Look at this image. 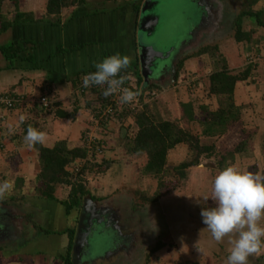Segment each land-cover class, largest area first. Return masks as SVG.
Masks as SVG:
<instances>
[{
    "label": "crops",
    "instance_id": "0c3cea01",
    "mask_svg": "<svg viewBox=\"0 0 264 264\" xmlns=\"http://www.w3.org/2000/svg\"><path fill=\"white\" fill-rule=\"evenodd\" d=\"M44 1L42 0L41 8L30 5L29 8L24 9L19 5V0L17 11L31 14L32 20L13 24L0 33V47L8 44L23 47L19 54L20 58H16L12 64L0 53V92L14 89L13 93L26 95L34 101L41 95L43 87V90L45 88L51 90L52 98L55 96L53 105H61L67 112L73 110L74 101L78 104L83 101L84 103L79 106L72 120L51 119L52 121H49V117H46L43 123L39 122L41 119L38 121L40 126H37V129L47 133V142L44 146L53 147L57 141H65L68 147H73L78 144L80 132L85 127L78 124L77 117L81 114L84 117L85 114H89V110L84 107L85 101L95 100L97 102L95 96L91 95L88 90L82 92L78 88L84 73L89 72V69L96 70L95 63L116 53L130 57V69L139 73L138 65H133L138 61L137 13L139 11L134 9V5L139 4V1L124 0L120 5L105 7V4L110 1L85 0L84 4L63 9L58 25L42 17ZM249 3V7L255 10H247L245 15L248 17V22L252 25L256 24L253 28L262 34L258 35L256 40L263 41L260 45L262 48H260L261 52H264V27L258 26L259 22L264 24V0H249ZM12 6L13 12L4 11L3 13L6 17L8 14L11 15L7 18L8 20H12L16 12L14 5ZM253 16L256 19L255 23L251 21ZM18 29L20 32L17 31ZM249 30L246 29V31ZM250 44L255 45L253 38ZM250 44H247L248 47ZM255 50L258 51V49ZM173 51L170 50L168 58L170 55L173 56L174 53L171 54ZM251 52L249 47L247 53ZM178 71H180L179 68ZM140 84L142 85V82ZM131 87L134 88V81H131ZM20 115V110L0 109V181L9 180L12 173L14 176L20 175V177L26 176L29 180L34 179V182L30 181V187L21 185L17 192L12 191L5 199L0 200V256L2 260H14V256H18V261H22L24 256L26 258L32 254V258L48 257L51 262V259L55 258L52 256H59L62 259L67 253L68 237L63 232L68 228H74L72 218L76 213L73 210L66 215L62 205L58 203L67 198L69 189H66V184L54 186V199H45L39 195L37 152L34 148H27L23 139H17V141L11 139L13 134L20 132V130L16 132L20 126ZM58 120L62 122L59 125ZM88 121L89 115L86 123ZM48 122L55 126L53 133L44 129V125ZM10 128H14V131H10ZM202 188H199L198 192L195 188L193 189V198L203 195L204 187ZM132 194L129 192L115 195V197H121V200L128 202L132 200ZM133 199L139 201V204H134L136 207H144L143 204L150 206L157 204V208L160 207L163 211L164 202L159 201L160 199L155 202H148L146 198L135 196ZM188 201H190L189 198ZM202 206L205 208L204 205ZM174 209L172 207L171 212ZM175 213H177L176 209L173 214ZM187 213L194 226L189 229L190 237L198 233V230L204 232L198 235L202 248L204 247L203 251L186 252L187 250L182 248L178 250V246L171 243L172 245L167 246H170L172 250L167 253L171 255L174 252L177 256L175 262H180V264H208L210 262L213 264L218 260L217 258L225 261L229 254L228 249L231 247L228 237H225L221 243L215 242L211 233H208L206 225L202 224L200 213L198 215L190 211ZM160 214L165 215L163 212ZM179 217H182L181 214ZM181 219L186 223L184 218ZM163 228L166 231L167 226ZM186 233L187 231L183 232V234ZM199 239L194 238L190 242L193 243ZM31 247L35 250L28 253V248ZM259 260L261 264H264V255L259 258L249 257V264H258Z\"/></svg>",
    "mask_w": 264,
    "mask_h": 264
},
{
    "label": "rangeland",
    "instance_id": "374dc122",
    "mask_svg": "<svg viewBox=\"0 0 264 264\" xmlns=\"http://www.w3.org/2000/svg\"><path fill=\"white\" fill-rule=\"evenodd\" d=\"M108 1L110 2L106 3L105 7L120 5L124 0ZM215 2L220 8L218 10L216 7L214 16L210 15L209 20H205V22L202 24L203 29L198 32V35L196 36L197 38L194 39V45L183 54L179 53L178 55L174 53L171 57L172 60L170 58L169 60L165 59L167 60L168 66H170L171 62L173 67L175 65L177 66L178 62H182L181 69L178 72V78L175 79L174 77L171 79L169 77V82H166L167 85H165L164 88H156L154 90L148 91L147 93L148 98L146 104H151L150 108L154 113L157 114V119L162 117L164 112H169L170 114L166 115L170 118L179 117L181 113L180 104L187 101H194L196 108H198V104H202L206 106L209 111H215L217 109V102L214 96L209 94L207 90L209 85L207 78L209 74L220 68L221 59H224L226 68L228 70H231L233 73H237L244 69L249 61L253 59L252 57H256L258 54H261L262 56L264 55V52H261L262 47L260 46L262 45L263 41L256 40L262 34H259V31L253 28L256 24L252 25V23L248 22V17H246V15H244L242 21V30L246 31V29H254L255 33H253L252 38L255 45L250 44L249 46L252 52L247 53L249 47L245 42L242 41L238 43L234 39L235 27L231 21L233 20V17H236L235 15L238 16L242 12L245 13L247 10H255L253 7H249V0H215ZM42 4V0H20L19 5L22 8L27 9L30 5H35L36 8H41ZM177 6L175 9H178L179 12H177L180 14L178 16L174 14L173 21L165 18L161 28L158 30V34L155 33L153 38L151 35L147 34L146 31L144 33H139L142 35L140 36L138 34L139 42L141 44L149 45V47H153L154 51H156L161 47L160 43L162 41H168L169 45L170 41H176L175 39H171L172 34L175 33L176 30L180 29L187 31L188 24H185L184 26L182 22L184 21V23H186L189 18H192V20L188 22L193 23V21L197 19V11L199 6L194 4L193 0H179ZM12 8L13 6L9 2H5L3 7L4 11L11 12ZM153 9H155V7H153ZM219 12L221 14L220 20V15L218 16ZM10 16L11 15L8 14L7 18H10ZM255 20V16H253L251 21L255 23ZM215 21L218 24L217 27L214 25ZM205 27L206 29H204ZM17 31L20 32V29ZM245 45L246 48L244 49ZM202 49L208 50L205 53H199V51ZM255 49H258V51ZM253 61L256 64L251 70V75L244 83H236L233 93L234 103L238 105L240 119L244 123V126L242 127H244L247 133L241 132L237 123L235 122L234 126L232 125L225 134L218 135L216 137V149L219 150L222 155H226L227 152L233 151L232 157H226L225 165L222 169H220V166L217 165V159H219L218 157H210L207 159H203L202 157L200 163L197 166L188 170V180L185 184H183L182 187H180L181 189L160 198L159 201H162V203L164 202V204H162L163 211H161L162 209L160 207L157 208V204L153 206L145 204L147 206L145 207L146 210L141 211L138 209V207L131 205L133 212L136 211L133 209L138 210V213H134H137L142 222L146 220V215L151 213V217H149L151 221L150 219L147 220V224L150 227L147 242L144 243L142 248H139L140 251L131 260H128V258L118 259L117 256H114V260L112 259L113 261L105 260L103 264H173V262L174 264H180V262H175L177 256L174 252L171 253V255L170 253H167L172 250L170 246H166L161 250H158L157 252L153 253L150 258H146L144 254L148 253V250L154 247L159 240H164L177 245L178 250L182 248L183 250H187L186 252H200L198 249L203 251L204 247L202 248L201 239L198 237V235L204 234L203 230H198V233L193 234V237H190L189 229L194 227L191 223L192 220L190 222L188 213H184L186 215L184 216V214H181L180 212L190 211L198 215V213H201V209L203 207L202 205L208 208L215 207V202L211 198L207 200L206 197L211 196L212 183L215 176L228 166L235 165L241 171H251L254 173L259 172L264 174V62L262 59ZM54 97L55 96L51 98L53 103L55 101ZM83 103L84 102L82 101V103H79V105L81 106ZM196 110V113H200L198 109ZM88 113L90 116L89 111ZM88 115L85 114V117L82 114L78 116V124L83 125L84 127ZM48 117L49 121L53 120L50 115ZM44 119L46 118H41L40 122L43 123L45 121ZM60 123L62 122L58 120V125ZM116 125H118L116 121L111 119L107 124V129H101V132L106 134L105 139H107L103 155L113 157V161L115 163L112 164L107 170H105L104 167H101L99 169L100 171L96 170V172H89L88 176L86 177L85 186L87 189H89L90 194L96 197V200L111 195H120L124 193L128 194L129 192L133 193L132 199L133 196L142 198L141 195L138 194L140 192L144 193L143 195H145L146 199L153 197L155 192L154 184L156 186L157 182L150 176L142 175V172L141 174L138 172V167H142L143 163L145 162V156L135 155L133 159L132 156L125 153L126 151L118 143L119 129L118 127H115ZM53 127L55 126L51 125L50 122L44 125V129H47L52 133L55 130ZM248 132L251 134L250 138L247 136ZM131 133H133V131ZM245 139L248 140V142L244 144L246 148L242 145V143L246 141ZM239 148L240 150L237 151ZM186 158L187 150L185 146H177L175 149L170 150L167 156V165L169 170ZM200 164L203 166L200 167ZM16 176L11 173L9 178V181H15L13 189L15 192H17L23 184L26 185L25 187H30V181L34 180H29L26 178V176ZM170 178L175 180L176 175L173 176V173L171 172L163 175L164 181H169ZM68 187L69 186L66 185V189H69ZM202 187H204L203 195H196L197 197L193 198V189L195 188L198 192L200 190L199 188L203 189ZM144 191L150 193H146ZM188 198L190 201H188ZM172 207L176 209L177 213L173 214L175 209L173 212H171ZM161 212L165 213V215H161ZM179 213L182 215V218H184L186 223L182 222L183 220L179 217ZM72 223L74 224L75 221H72ZM261 223L264 224V221ZM166 226L167 229L165 231V228L163 227ZM183 230L187 231L186 234L189 235L183 234ZM194 238L199 240L191 243L190 240ZM134 243L135 242H133V244ZM34 250L35 249L33 247L28 248V253H31ZM178 250L174 249L176 252ZM112 253L116 254L117 250H113ZM29 256L26 258L24 256L22 261H18V256H14V260H2V256H0V264H60L61 262L60 257H56L55 255L52 256L55 258H52L51 262L48 257H41L39 259V257L32 258V254ZM109 257H111V254ZM214 259L215 258H213V260ZM217 259L218 260H216L213 264H225L224 259ZM257 262L258 264L262 263L261 260Z\"/></svg>",
    "mask_w": 264,
    "mask_h": 264
},
{
    "label": "trees",
    "instance_id": "16d2710c",
    "mask_svg": "<svg viewBox=\"0 0 264 264\" xmlns=\"http://www.w3.org/2000/svg\"><path fill=\"white\" fill-rule=\"evenodd\" d=\"M18 1L19 0H0V33L6 31L13 24L32 20L31 14L17 11ZM138 1L140 4L142 0ZM5 2H9L15 7L16 12L12 20H6L7 17L3 14ZM84 3L85 0H45L42 17H46L52 24L58 25L63 9ZM139 4L134 5L136 11L140 8ZM244 15L245 13L242 12L240 15L236 16L233 22L235 27L234 39L238 43L243 41L246 44H250L254 29H250L249 31L242 30ZM258 24V26L264 27V24L262 25L260 22ZM22 48L21 46L8 44L0 47V53L12 64L16 58H20L19 54L22 52ZM207 50L208 49H202L198 51L199 53H205ZM255 64L256 63H248L243 70L233 73L226 68L224 59H221L220 68L209 74L207 78L209 84L207 90L209 94L214 96L217 102V109L215 111H209L208 108L202 104H198V108H196L194 101H187L180 104L181 113L179 117L170 118L167 116L170 113L164 112L163 116L157 119V114L150 108L151 104L148 105L145 103L142 109H136L126 114L121 113L124 121L113 119L118 124L115 127L119 129V145H121L126 151L125 153L132 156V158L135 155L145 156V162L142 167H138V172L140 174L142 172V175L150 176L157 182L156 186H154L155 192L153 197L147 198L146 201L155 202L161 197L181 189L180 187L188 180V170L197 166L202 157L203 159L218 157L217 165L220 166V169L225 165L226 157H232L233 151H229L226 155H222L221 152L216 149V137L225 134L232 125L234 126L235 122L241 132L247 133L244 127H242L244 123L240 119L239 107L234 103L233 93L236 83H244L247 81ZM133 65H137V61L133 63ZM181 66L182 62H179L178 68L181 69ZM88 71L94 70L89 69ZM124 71L130 74V82L134 81V89H132V91L137 92L142 82L141 76L136 71L131 70L130 67ZM125 83H128V81L125 80ZM203 84L205 85L204 82ZM154 89L156 88L152 87L147 89V91L144 90L143 95ZM12 91H14V89L2 91L0 92V96H8L9 98L15 97L17 99L22 97L25 100L29 99L26 95L16 94ZM88 92L95 96L97 102H95V100L85 101L84 107L89 110L90 116L89 121L85 123V127L80 132L78 144L73 147H68L64 143L65 141H57L53 147L41 146L40 144L34 147L39 162V172L37 175L39 195L45 199H54V186L57 184L62 186L65 184L68 185L69 190L67 198L58 201V203L62 205L66 215L70 214L73 210L75 212L80 211L83 199L86 196L91 199H96L85 186L86 177L89 172H96V170L100 171L99 169L101 167L107 170L115 163L113 157L103 155L107 139H105L106 134H103L101 129H107V124L110 120L104 121L98 118V122L96 123V121L92 119V117L97 116L96 113L101 111V108L105 106L107 99L103 97V90L94 89ZM51 98L52 94L49 97L50 101ZM37 100L38 99H35L33 101V106L31 107H27L23 102L20 106L15 105L12 109H7L3 105H0V109L8 111L20 110L21 115L27 117L23 124L19 123L20 126L18 125L19 128L16 132H19V130L20 132L13 134L12 140L15 139L17 141V139H23L29 125L37 128V126H40L39 119L46 118L49 115L52 119L72 120L80 106L77 101H74L73 110L67 112L61 105H53L54 103L50 109H46L42 107ZM29 101L31 100L29 99ZM94 102L96 104H94ZM196 109H198L200 113H196ZM29 113L31 117L28 115ZM132 131L133 133H131ZM88 135L93 136L94 139L90 142V145L86 146L85 143L87 140H85V137ZM247 136L250 138L251 134L248 132ZM247 142L248 140L244 141L242 145L245 147L244 144ZM177 146H185L187 158L169 170L167 156L169 151L175 149ZM100 148L102 150L101 153L98 152ZM239 150L240 148L237 149V151ZM170 172L173 173V176L176 175V179L173 180L170 178L169 181H164L163 175ZM138 194L141 195L142 199L146 198L145 195H143L144 193L140 192ZM184 213H187V211L181 212V214ZM184 216L186 215L184 214ZM76 217L75 215L74 218H72L73 222ZM44 231L49 232L48 230ZM63 233L67 234L68 248L60 264H71V245L75 234V226L74 228L64 230ZM167 245L172 244L171 242L159 240L154 247L148 250L146 258H150L153 253L161 250Z\"/></svg>",
    "mask_w": 264,
    "mask_h": 264
},
{
    "label": "clouds",
    "instance_id": "9594fccd",
    "mask_svg": "<svg viewBox=\"0 0 264 264\" xmlns=\"http://www.w3.org/2000/svg\"><path fill=\"white\" fill-rule=\"evenodd\" d=\"M130 63L127 55H110L95 63L96 71L83 77V86H106L102 93L106 98L119 94L121 104H130L138 93L124 88L126 77L121 76ZM26 119L21 115L19 123L23 124ZM23 142L29 149L37 144L44 146L47 133L29 125ZM13 189L14 182L0 181V200L10 195ZM209 198L216 206L202 208L200 215L215 242L221 243L228 237L231 247L225 264H249V257L264 255V224L261 223L264 221V174L241 171L235 165L228 166L215 176L211 196L206 199Z\"/></svg>",
    "mask_w": 264,
    "mask_h": 264
},
{
    "label": "flooded vegetation",
    "instance_id": "af4514ba",
    "mask_svg": "<svg viewBox=\"0 0 264 264\" xmlns=\"http://www.w3.org/2000/svg\"><path fill=\"white\" fill-rule=\"evenodd\" d=\"M193 1H194V4H197L199 6V9L197 11V19L194 20L193 23L187 22V23H189L188 29H187V31L182 30V32L180 34L182 37L180 36L178 38V40L176 41L177 46L171 47L170 46V45H172L171 41H170V45H169L168 41L167 42L162 41L160 43V46H162L164 48H170L171 51L174 50L173 52H171V54L175 53V54L179 55V53L183 54L186 51H188L194 45V43H195L194 39L197 38L196 36L198 35V32L201 31V29H203L202 24L205 22V20H209L210 15L214 16V13L216 12V7L218 10L220 8L219 5H217V3L215 2V0H193ZM144 2H145V0L140 1L139 6L141 7ZM151 2L152 1L149 0V2L146 3V6H147V8H149V13H151L152 17L153 16L156 17L158 19V21L154 25V23H153L154 19L148 17L149 19H147L146 33L151 35V37L153 38L154 34L155 33L158 34V30H159V28H161V25L164 21V19H162L164 14H166V16H168L167 17L168 20L173 21V15L176 14L178 16L180 13H178L179 12L178 9H175L176 6L178 5V3H175L174 0H169V2H168V0H161L162 3L160 2L158 5L160 7L159 9H153V7H155V5L151 4ZM139 9H138V11H139ZM153 10H154V12H153ZM218 16H219V20H220V17H221L220 12L218 13ZM233 19H234V17H233ZM190 20H192V18H189L188 21H190ZM234 20L231 21L232 24H233ZM175 21H177V20H175ZM215 23H214L215 25H218L216 21H215ZM152 25H154V27H152ZM204 29H206V27ZM175 34H178L177 30L175 33L172 34L171 39L174 38ZM174 39L176 40V37ZM175 50H177V51H175ZM171 57L172 56L170 55L169 58H171ZM178 64H179V62L177 63V68H178ZM137 65H138V62H137ZM177 68H176V65L171 69H170V66H167L165 68V70L163 71V75H161L157 78L152 77L150 79V81L147 85V89H150L152 87L153 88H162V87L164 88V86L167 85V83L169 82V77L171 79H173L174 77H175V79L178 78V75H179L178 72L179 71ZM116 199H117V201H116ZM92 201L100 202V204L98 205L97 208L104 207L106 205L107 206L114 205L117 208V209H115L117 211L116 212L112 211L110 213L111 218L113 216V221L119 227V230L121 232L124 233V232H127L128 230H130V232L128 234H125V235H131L133 237L136 236V238L138 240V244L141 245V248H142L144 243L147 242L148 232L150 230V227L147 224V220L150 219L149 217H151V213L146 215V220L144 222H142L140 217L137 215L138 210L133 209V210H136L134 212H137L135 214L131 209V205L133 206L135 203L139 204L138 200L132 199V200L127 202V201L121 200V197H115V195H111L108 197L99 198L97 200L92 198ZM143 206L144 207H140V208L138 207V209H140V211L146 210L145 207H147V206L145 204H143ZM75 215L77 216L74 219V221H75L74 224L76 227L77 223H78V219H79V211H76ZM150 221H151V219H150ZM91 232H92V230L90 231L89 236L92 238L95 235V231H93L92 234H91ZM104 233L110 235L109 240H108V242H109L112 240V237H115L116 231H114V229L112 227H109V228L104 230ZM3 235H4V233H3ZM100 236H101V232L98 233L97 238H99ZM93 240H94V238H93ZM101 242H103V241H101ZM125 242L126 241L123 238L118 239L117 241L114 240L113 246H115L114 248H115V250H117V253L116 254L112 253L113 252L112 251L111 253L106 255V257H108V258H106V257L101 258L100 257L99 260H101V261L102 260H112V259L114 260V256H117L118 259L119 258H128V260H131L135 255H137V253L140 251V249H139V251H137V250L133 251V249H131L130 246H135L136 244L135 243L133 244V242H131V244H128ZM94 244H96V243H94ZM110 254H111V257H109ZM118 254H119V256H118ZM144 256H146V254H144ZM80 264H99V263L96 260H86V262H84V263L81 262Z\"/></svg>",
    "mask_w": 264,
    "mask_h": 264
},
{
    "label": "water",
    "instance_id": "95a60500",
    "mask_svg": "<svg viewBox=\"0 0 264 264\" xmlns=\"http://www.w3.org/2000/svg\"><path fill=\"white\" fill-rule=\"evenodd\" d=\"M151 1H152L151 4L155 5V9L160 8L158 5L161 2V0H151ZM147 2H149V0H145L143 5L139 9V12L137 13L138 34L144 33L146 31L147 19L153 18L154 25L158 21L156 17L154 16L152 17L151 13H149V8H147L146 6ZM174 2L178 3L179 0H174ZM165 18H167L166 14H164L162 19ZM187 22L186 23L182 22V23L184 24V26L185 24L189 25V23ZM154 25H152V27H154ZM216 26L217 25H215V27ZM177 32L178 34L174 35V38L176 37V41L181 36L180 34L182 30L178 29ZM138 41H139V36H138ZM176 41H171V44H173L171 47L177 46L174 45L177 44ZM169 49L170 48H164L161 46L158 50L154 51L153 47L151 46L149 47V45L141 44L139 42V48L137 51V60H138L137 62H138L139 75L142 78L143 90L147 89V85L152 77L157 78L163 75V71L168 66L167 60L165 59H168V54L170 52ZM171 68H173V66L170 62V69ZM199 166L201 167L203 165L200 164ZM99 204L100 202L92 201V199L88 196H86L83 199L82 206L79 211L78 223L77 226L75 227V234L71 245V264H80L81 262L84 263L86 262V260H96L99 264H103L105 260L101 261L99 260V258L106 257V255H108L113 250H115L114 248L115 246H113L114 240L117 241L118 239L121 238H123L126 241L125 243L128 244H131V242L136 243L135 246H130V248L133 249V251L135 250L139 251V248L141 247V245L138 244V240L136 236L133 237L131 235H125L128 234L130 230L124 233L121 232L119 230V227L113 221V216L111 218L110 213L112 211L116 212L117 210L115 209L117 208L114 205H109V206L106 205L104 207L97 208ZM109 227H112L114 231H116V234L115 237H112V240L108 242L110 235L104 233V230ZM91 230L92 232L95 231V235L92 238L89 236ZM98 231L101 232V236L99 238H97L99 233Z\"/></svg>",
    "mask_w": 264,
    "mask_h": 264
},
{
    "label": "built area",
    "instance_id": "2783aa9c",
    "mask_svg": "<svg viewBox=\"0 0 264 264\" xmlns=\"http://www.w3.org/2000/svg\"><path fill=\"white\" fill-rule=\"evenodd\" d=\"M264 54V53H263ZM253 59L250 62H252L253 60H263L264 62V55L262 56L261 54L256 55V57H252ZM256 58V59H255ZM254 62V61H253ZM252 62V63H253ZM255 63V62H254ZM96 71V70H94ZM94 71H90V72H86L84 73V75L82 76V78L80 79V83L78 85L79 90L83 91H89V90H94V89H99V90H103L104 91V87L106 86H90L88 88H85L83 86V77L91 72ZM121 76H125L126 77V81H128V83L123 84L124 88H128L129 90L132 91L131 87V82H130V74L126 71H122L121 72ZM140 87L137 90V97L136 99L130 103V104H121L119 101V94H114L111 96H108L107 98L105 96V99H107L106 104L103 108H101V111L97 112L96 115L97 116H93L92 119L93 121L95 120L96 123L98 122V118L99 120H104V121H108V120H113L116 119L118 121H124L123 116L121 115V113H129L130 111H135L136 109H140L142 108L143 104H145L147 102V94H144V90L142 89V85H139ZM135 92V91H134ZM42 95V96H41ZM41 97L39 96L37 102L44 108L46 109H50V107L52 106L53 102L49 100V97L51 95V90L48 89H44L41 91ZM142 98V101H141ZM26 104L27 107H31L33 106V101H29V100H25L22 97H19L18 99L15 97L9 98L8 96H0V105H3L4 107H6L7 109H12L15 107V105L20 106L21 103ZM97 117V118H96ZM94 139L93 136L88 135L85 137L86 141V146L90 145V142ZM103 145V144H102ZM91 151V150H90ZM99 153L102 152L101 148L100 150H98Z\"/></svg>",
    "mask_w": 264,
    "mask_h": 264
}]
</instances>
